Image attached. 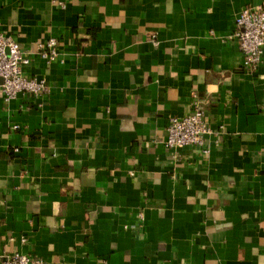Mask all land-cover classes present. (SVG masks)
I'll use <instances>...</instances> for the list:
<instances>
[{"label": "crops", "instance_id": "1", "mask_svg": "<svg viewBox=\"0 0 264 264\" xmlns=\"http://www.w3.org/2000/svg\"><path fill=\"white\" fill-rule=\"evenodd\" d=\"M253 5L0 0L1 33L59 55L22 67L47 94L0 95V264H264V48L245 68L233 36ZM196 106L203 147L167 148Z\"/></svg>", "mask_w": 264, "mask_h": 264}, {"label": "built area", "instance_id": "2", "mask_svg": "<svg viewBox=\"0 0 264 264\" xmlns=\"http://www.w3.org/2000/svg\"><path fill=\"white\" fill-rule=\"evenodd\" d=\"M233 36L243 54V66H257L264 48V8L261 5L242 7L234 18ZM148 40L155 44V34H151ZM33 53H38L46 61L57 59V40L50 38L39 43L36 50L25 52L10 35L0 32V95L4 102L18 94L44 96L48 93L49 88L44 79L27 76L22 71ZM211 132L204 119L203 109L196 106L184 116H172L168 119L164 145L171 149L182 146L203 147L206 135ZM203 150L207 151L205 148ZM3 263L42 264V260L26 253L13 252L4 256Z\"/></svg>", "mask_w": 264, "mask_h": 264}]
</instances>
